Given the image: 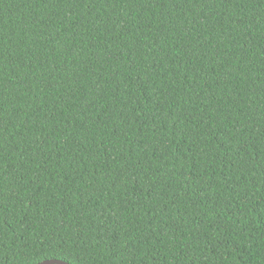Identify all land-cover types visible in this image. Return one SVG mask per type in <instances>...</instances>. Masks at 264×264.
Here are the masks:
<instances>
[{"label": "trees", "instance_id": "1", "mask_svg": "<svg viewBox=\"0 0 264 264\" xmlns=\"http://www.w3.org/2000/svg\"><path fill=\"white\" fill-rule=\"evenodd\" d=\"M264 264V0H0V264Z\"/></svg>", "mask_w": 264, "mask_h": 264}, {"label": "water", "instance_id": "2", "mask_svg": "<svg viewBox=\"0 0 264 264\" xmlns=\"http://www.w3.org/2000/svg\"><path fill=\"white\" fill-rule=\"evenodd\" d=\"M38 264H69L65 261H61V260H56V259H52V260H45L43 262H40Z\"/></svg>", "mask_w": 264, "mask_h": 264}]
</instances>
